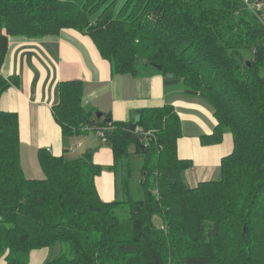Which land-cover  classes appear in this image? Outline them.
Masks as SVG:
<instances>
[{
	"label": "trees",
	"instance_id": "16d2710c",
	"mask_svg": "<svg viewBox=\"0 0 264 264\" xmlns=\"http://www.w3.org/2000/svg\"><path fill=\"white\" fill-rule=\"evenodd\" d=\"M255 11L243 0H0V97L10 86L1 68L11 36L73 28L113 76L152 68L166 87L208 101L218 123L207 143L233 137L220 177L190 187L193 161L179 155L171 102L143 108L131 130L133 122L84 107L81 81L61 82L53 115L64 136L103 132L123 168L124 198L104 202L92 150L42 149L45 177H26L18 115L0 109V262L27 264L33 250L61 244L43 264H264V23ZM137 128L153 132L144 148ZM134 156L145 189L138 200L129 189Z\"/></svg>",
	"mask_w": 264,
	"mask_h": 264
},
{
	"label": "crops",
	"instance_id": "0c3cea01",
	"mask_svg": "<svg viewBox=\"0 0 264 264\" xmlns=\"http://www.w3.org/2000/svg\"><path fill=\"white\" fill-rule=\"evenodd\" d=\"M8 50L1 74L10 86L0 97V109L18 115L19 163H24L28 178L39 175L37 167L42 170L39 161L42 149L57 157L65 154L73 157L87 149L93 151V160L102 168L96 178L102 200L113 202L125 196L112 146L105 138L95 129L78 135L62 133L53 106L60 101V83L65 81H81L85 89L82 105L120 122H134L143 108L171 102L181 120L179 155L193 161L185 173L186 184L193 187L220 177L221 159L233 150V137L226 133L219 143L205 141L218 121L209 102L198 95H189L183 85L166 87L163 76L152 68L142 69L137 76H113L109 62L90 37L73 28L39 38L11 36ZM44 249L32 251L35 264L48 253Z\"/></svg>",
	"mask_w": 264,
	"mask_h": 264
},
{
	"label": "rangeland",
	"instance_id": "374dc122",
	"mask_svg": "<svg viewBox=\"0 0 264 264\" xmlns=\"http://www.w3.org/2000/svg\"><path fill=\"white\" fill-rule=\"evenodd\" d=\"M257 15L263 19L264 21V9L261 10V13L260 12H257ZM248 57H251V55L248 53ZM264 73V69L262 71ZM73 156H78L77 153ZM23 163V162H22ZM21 163V164H22ZM37 163V162H36ZM142 161H141V158L140 157H137V156H134L133 159H132V163L130 164V168L132 169V174H131V179H130V187L129 189L131 190V195L132 197L135 199V200H138L139 198H143L144 197V191L145 189L143 188V186L141 185V180H140V175H141V172H140V165H141ZM122 166L119 164V172L120 173V183L121 185H123V174L121 173L123 171V168H121ZM21 169L23 170V173L24 175L26 176L27 171H25V166H24V163L23 165L21 166ZM38 172L39 175H33L35 176V178H44L45 177V173L43 172V169L40 170L38 167ZM34 172V171H33ZM27 177V176H26ZM189 186V185H188ZM156 222L157 223H160V221L158 219H156ZM61 244H58V246L56 245L55 247L53 248H46L44 249V251H48V253L46 254V256L38 259V263L37 264H41L44 260L47 261V259H49V257L51 258L52 256L56 255L59 253V248H60ZM42 249V248H41ZM27 264H35L33 261H32V252L30 253L29 257L27 258Z\"/></svg>",
	"mask_w": 264,
	"mask_h": 264
},
{
	"label": "built area",
	"instance_id": "2783aa9c",
	"mask_svg": "<svg viewBox=\"0 0 264 264\" xmlns=\"http://www.w3.org/2000/svg\"><path fill=\"white\" fill-rule=\"evenodd\" d=\"M245 1L248 5L249 8H252L253 10H256L257 12L261 13V10L264 9V0L263 1H258V0H243ZM261 20L263 21V19L261 18ZM264 23V21H263ZM137 132L140 134V136L145 137L148 135H152V131H143L142 129L138 128ZM101 137L104 138V133L103 132H99Z\"/></svg>",
	"mask_w": 264,
	"mask_h": 264
},
{
	"label": "water",
	"instance_id": "95a60500",
	"mask_svg": "<svg viewBox=\"0 0 264 264\" xmlns=\"http://www.w3.org/2000/svg\"><path fill=\"white\" fill-rule=\"evenodd\" d=\"M258 1H263V0H258ZM157 68H158V69H161V66L157 65ZM169 76L171 77V75H169ZM96 116H97L98 118H102L101 116H103V113H101V112H96ZM140 117H141V115H140V112H139L138 115L135 117V121H134L133 124L131 125V130L136 129L137 124H138V122H139V120H140ZM134 138H135V141L137 142V144L140 145L141 148H144V145H143V143H142V141H141L142 136H140V137H139V136H135Z\"/></svg>",
	"mask_w": 264,
	"mask_h": 264
}]
</instances>
